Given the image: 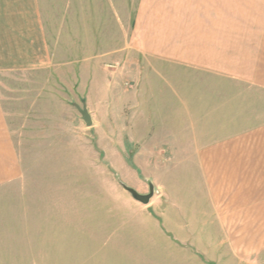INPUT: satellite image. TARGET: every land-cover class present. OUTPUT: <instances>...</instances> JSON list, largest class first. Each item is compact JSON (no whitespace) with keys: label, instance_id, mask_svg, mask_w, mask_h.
Masks as SVG:
<instances>
[{"label":"crops","instance_id":"1","mask_svg":"<svg viewBox=\"0 0 264 264\" xmlns=\"http://www.w3.org/2000/svg\"><path fill=\"white\" fill-rule=\"evenodd\" d=\"M132 3L126 55L136 87L120 100L129 120L123 113L117 125L111 114L120 99L113 71L109 117L90 110L92 130L106 127L108 157L124 141L145 175L169 169L160 185L171 229L154 232L170 239L176 258L190 254L191 264L201 252L204 264H264V0H119L121 12ZM104 9L103 0H0V78L47 70L51 30L80 38L100 29ZM85 62L74 88L94 94L100 68ZM23 169L0 89V264H19L12 255L22 253L44 264L50 245V216L33 213Z\"/></svg>","mask_w":264,"mask_h":264},{"label":"rangeland","instance_id":"2","mask_svg":"<svg viewBox=\"0 0 264 264\" xmlns=\"http://www.w3.org/2000/svg\"><path fill=\"white\" fill-rule=\"evenodd\" d=\"M103 1L99 30H83L80 38L75 31L59 36L62 30H51L53 61L47 70L15 72L0 78L33 213L50 216V245L39 259L44 258V264H186L185 257L191 255L179 253L176 258L171 254L170 239L154 232L169 233L171 229L170 215L165 214H169L170 199L160 185L162 174L169 169H149L145 175L137 169L124 141H115V152L108 157V145L113 143L105 140L106 127L92 130L79 112V108L87 107L98 120L109 117L106 89L112 72L118 71L115 79L120 83V99L111 101V114L117 125L122 124L123 118L129 117L123 112L122 89L136 87L130 73L137 67L126 55L135 6L132 3L131 12L123 14L119 0ZM84 62L93 68L99 65L97 93H77L74 88V73L81 74ZM129 163L133 169H125L124 164ZM158 170L163 172L156 175ZM126 185L141 194H148L153 186L154 195L144 204ZM59 219L66 220L60 223ZM183 245L179 243V247ZM12 257H19V264H30L27 254ZM207 260L206 254L195 252L191 264Z\"/></svg>","mask_w":264,"mask_h":264},{"label":"water","instance_id":"3","mask_svg":"<svg viewBox=\"0 0 264 264\" xmlns=\"http://www.w3.org/2000/svg\"><path fill=\"white\" fill-rule=\"evenodd\" d=\"M79 112H80L81 118L85 122V124L87 126H92L93 120H92V116H91L88 108L87 107L79 108ZM125 187L134 196L135 199H137L138 201H140V202H142L144 204L149 203L150 199L154 195L153 186H151L150 192L148 194H141L137 190H135L134 188L128 187L127 185Z\"/></svg>","mask_w":264,"mask_h":264}]
</instances>
